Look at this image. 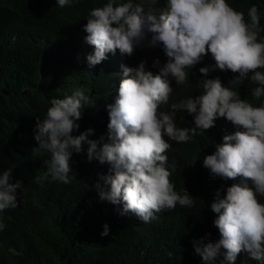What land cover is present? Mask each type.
Segmentation results:
<instances>
[{"label": "clouds", "instance_id": "9594fccd", "mask_svg": "<svg viewBox=\"0 0 264 264\" xmlns=\"http://www.w3.org/2000/svg\"><path fill=\"white\" fill-rule=\"evenodd\" d=\"M78 0H57L60 8ZM159 0H107L93 8L83 26L87 34L84 43L93 47L87 56L91 66L107 58L108 53L132 56L140 48L161 47L166 62L159 58L146 70L147 61L137 67L122 65L123 78L118 96L107 105L109 123L106 142L87 140L93 132L73 136L85 105L93 102L82 88L63 98H51L43 119L35 125L36 149L50 153L47 171L35 176L38 184L45 181L70 183V161L73 152L82 151L87 140V160L109 165L101 184L95 188L101 201L122 205L120 215L132 213L143 223L157 219V214L174 210L177 205L194 207V199L185 190H174L171 172L166 168L167 151L171 142L187 143L197 135L215 127L225 119L235 131L225 134L215 151L203 157V167L210 176L223 181H238L226 188L221 197L217 189L210 204L215 214L213 226L219 239L205 243V238L193 241L195 253L203 264H236L241 253L264 264V102L255 106L238 91L223 84L217 76L207 78L213 71L238 74L229 84L240 86L247 79L256 85L251 91L253 100L264 97V26L259 9L253 5L245 13L233 8L227 0H167L164 9L155 5ZM147 4V7H145ZM210 54L213 64L200 67L201 94L170 105V111H160L168 105L176 86L185 85L191 70ZM190 70V71H189ZM83 110V111H82ZM186 111L193 116L194 126L177 127L174 118ZM75 178V175L74 177ZM12 169L0 174V213L19 206ZM4 227L0 221V230ZM109 233L104 225L102 236ZM222 257V259H221Z\"/></svg>", "mask_w": 264, "mask_h": 264}, {"label": "trees", "instance_id": "16d2710c", "mask_svg": "<svg viewBox=\"0 0 264 264\" xmlns=\"http://www.w3.org/2000/svg\"><path fill=\"white\" fill-rule=\"evenodd\" d=\"M106 2L78 0L60 8L57 0H0V174L12 169L10 182L22 183L17 189L19 206L0 213L4 225L0 230V264H203L193 241L202 237L205 243L219 239L210 204L217 189L223 197L226 188L238 181L211 177L203 167V157L215 151L214 145L221 143L225 134L235 131L223 118L206 133L198 130L187 143L170 141L172 147L166 153L165 166L171 172L174 190L180 194L186 190L195 198L194 207L177 205L174 210L158 213L150 223H143L132 213L120 215L122 205L99 199L95 184L103 183L100 176L106 175L110 166L87 160V140L99 141L104 136L106 142L107 105L118 96L121 66L137 67L144 61L139 58L142 52L159 58L160 66L167 59L161 47H138L132 56L117 50L91 66L87 56L94 49L84 43L87 34L83 26L90 11ZM227 2L243 11L246 20L247 10L255 5L264 26V0ZM166 3L159 0L155 7L164 9ZM213 63L209 54L191 70L185 85L176 86L171 81V99L168 105L160 106V111H170L172 103L200 95L199 80L204 77L198 70ZM152 65L147 62L145 67L155 74L159 67ZM236 75L216 70L207 78L218 76L225 86L255 106L264 102V97L253 100L251 91L256 85L249 80L240 86L229 84ZM79 88L93 103L85 105L77 121L79 129L72 135L88 129L93 132L82 142V151L73 152L70 183L51 181L49 177L38 184L34 178L47 171L50 153L36 149V118H44L51 98H63ZM174 122L177 127L194 126L193 116L186 111L177 113ZM259 199L264 203V197ZM105 224L109 233L102 236ZM236 264L259 262L241 253Z\"/></svg>", "mask_w": 264, "mask_h": 264}, {"label": "rangeland", "instance_id": "374dc122", "mask_svg": "<svg viewBox=\"0 0 264 264\" xmlns=\"http://www.w3.org/2000/svg\"><path fill=\"white\" fill-rule=\"evenodd\" d=\"M145 48H143V49L141 48V50H144ZM139 58L144 60V61L146 60L147 62H150V63H153L155 60L154 58H152L149 54H146L145 52L140 53Z\"/></svg>", "mask_w": 264, "mask_h": 264}]
</instances>
